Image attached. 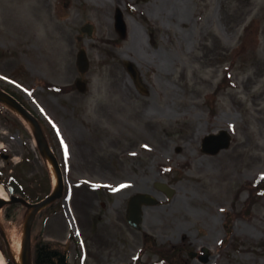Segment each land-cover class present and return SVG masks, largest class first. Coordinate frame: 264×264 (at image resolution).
Returning a JSON list of instances; mask_svg holds the SVG:
<instances>
[{
  "label": "rangeland",
  "instance_id": "rangeland-1",
  "mask_svg": "<svg viewBox=\"0 0 264 264\" xmlns=\"http://www.w3.org/2000/svg\"><path fill=\"white\" fill-rule=\"evenodd\" d=\"M0 89L59 161L64 194L42 237L71 264H264V0H0ZM0 108V147L26 197L44 198L53 175L35 130ZM137 193L159 204L134 230ZM19 211H0L11 251ZM203 248L206 263L191 256Z\"/></svg>",
  "mask_w": 264,
  "mask_h": 264
},
{
  "label": "water",
  "instance_id": "water-1",
  "mask_svg": "<svg viewBox=\"0 0 264 264\" xmlns=\"http://www.w3.org/2000/svg\"><path fill=\"white\" fill-rule=\"evenodd\" d=\"M88 31L90 32V29H88ZM80 63H81V67L85 68L86 61H85V58L83 57V55L80 56ZM0 99L6 100L10 105H12L17 110H19L26 118H28L32 121L31 117L28 115V113L25 111V109L15 99H13L12 97H10L9 95H7L5 93H0ZM32 123L35 126V129L38 133V139H39L40 145L45 150L47 156H49V158L52 160V163L56 169L58 181H59V191L57 193H54L52 196H49L48 198H46L44 201L34 205V210L31 213L29 220L27 222V225H26L27 240L29 238V231H30V225H31L32 219H33L34 215L36 214V212L38 211V209L41 206H44L45 204H47L48 202H51L54 199L59 198L61 195V189H62L61 176H60V171H59V167L57 165V162L50 155L48 148L44 145L42 138H41V135H40V132H39V129L37 127V124L34 121H32ZM156 188L165 192L168 197H170L173 194V190L169 189L166 185L156 184ZM143 204L144 205H154V204H156V201L151 196L140 195V194L132 197L131 200L129 201L126 218H127V221L129 222V224L131 226H133L134 228H138L139 224L141 222L140 208H141V205H143ZM27 244H28V242L25 241V243L23 245L22 264H27V248H28ZM203 252L206 253V250H203Z\"/></svg>",
  "mask_w": 264,
  "mask_h": 264
},
{
  "label": "trees",
  "instance_id": "trees-1",
  "mask_svg": "<svg viewBox=\"0 0 264 264\" xmlns=\"http://www.w3.org/2000/svg\"><path fill=\"white\" fill-rule=\"evenodd\" d=\"M259 191L264 192V177H260L253 184ZM34 264H66L64 253L56 246L45 245L37 248Z\"/></svg>",
  "mask_w": 264,
  "mask_h": 264
},
{
  "label": "bare ground",
  "instance_id": "bare-ground-1",
  "mask_svg": "<svg viewBox=\"0 0 264 264\" xmlns=\"http://www.w3.org/2000/svg\"><path fill=\"white\" fill-rule=\"evenodd\" d=\"M50 167H51V171H52V175H53V186H54V188H56V186H57L56 175H55L53 167L52 166H50ZM0 193H1V190H0ZM21 243H22V241H18V240L15 241L13 244V248H12L13 257L15 258V261L17 262V264H22L21 263ZM0 264H4V261L1 258H0Z\"/></svg>",
  "mask_w": 264,
  "mask_h": 264
},
{
  "label": "flooded vegetation",
  "instance_id": "flooded-vegetation-1",
  "mask_svg": "<svg viewBox=\"0 0 264 264\" xmlns=\"http://www.w3.org/2000/svg\"><path fill=\"white\" fill-rule=\"evenodd\" d=\"M0 160L3 162V165L2 167L0 168V175L2 176V179L5 175V168H6V165L9 163V158L7 155L5 154H0ZM4 180V179H3Z\"/></svg>",
  "mask_w": 264,
  "mask_h": 264
},
{
  "label": "snow or ice",
  "instance_id": "snow-or-ice-1",
  "mask_svg": "<svg viewBox=\"0 0 264 264\" xmlns=\"http://www.w3.org/2000/svg\"><path fill=\"white\" fill-rule=\"evenodd\" d=\"M122 187H124V185H122Z\"/></svg>",
  "mask_w": 264,
  "mask_h": 264
}]
</instances>
